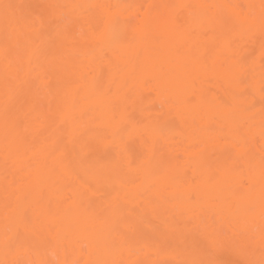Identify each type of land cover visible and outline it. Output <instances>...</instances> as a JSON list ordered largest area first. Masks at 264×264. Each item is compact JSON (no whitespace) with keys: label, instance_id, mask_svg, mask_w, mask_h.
Listing matches in <instances>:
<instances>
[{"label":"bare ground","instance_id":"obj_1","mask_svg":"<svg viewBox=\"0 0 264 264\" xmlns=\"http://www.w3.org/2000/svg\"><path fill=\"white\" fill-rule=\"evenodd\" d=\"M0 264H264V0H0Z\"/></svg>","mask_w":264,"mask_h":264}]
</instances>
